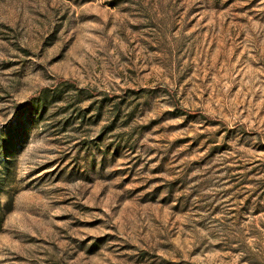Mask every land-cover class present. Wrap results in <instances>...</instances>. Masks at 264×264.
Segmentation results:
<instances>
[{
  "label": "rangeland",
  "instance_id": "obj_1",
  "mask_svg": "<svg viewBox=\"0 0 264 264\" xmlns=\"http://www.w3.org/2000/svg\"><path fill=\"white\" fill-rule=\"evenodd\" d=\"M2 212L0 264H264V0H0Z\"/></svg>",
  "mask_w": 264,
  "mask_h": 264
},
{
  "label": "trees",
  "instance_id": "obj_2",
  "mask_svg": "<svg viewBox=\"0 0 264 264\" xmlns=\"http://www.w3.org/2000/svg\"><path fill=\"white\" fill-rule=\"evenodd\" d=\"M50 89H52V87H44L42 88L39 93L33 97L34 100H39L42 99L43 96L47 95V93L50 91ZM60 92L63 91H71V90H75L77 92L80 91V88L78 87V85L75 82H72L70 80H66V79H62L60 81V87L58 88ZM46 98V97H44ZM11 203L12 200H8L5 205L4 208L6 211H9L11 209ZM4 218V212L0 213V229L2 227V221Z\"/></svg>",
  "mask_w": 264,
  "mask_h": 264
}]
</instances>
